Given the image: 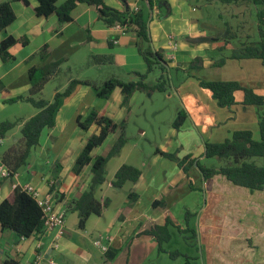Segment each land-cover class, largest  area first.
I'll list each match as a JSON object with an SVG mask.
<instances>
[{"label": "crops", "instance_id": "0c3cea01", "mask_svg": "<svg viewBox=\"0 0 264 264\" xmlns=\"http://www.w3.org/2000/svg\"><path fill=\"white\" fill-rule=\"evenodd\" d=\"M28 1L29 7L12 2L16 19L0 32V48L8 37L27 40L25 45L18 43L10 48V61L4 62L0 54V123H17L1 138L0 145L6 138H14L9 148L16 146L22 140L24 123L38 113L26 101H11L29 94L31 68L61 62L59 72L41 94L48 101L64 92L72 80L91 85H78L70 97L60 99L55 126L43 131L28 163L13 178H0V204L15 190V184L19 188L32 185L42 196L51 194L56 208L66 216L62 233L43 229L20 238L0 224V264H27L39 254L45 264L51 260L56 264H131L133 260L141 264H264V189L252 191L235 185L222 174L205 179L196 166L185 171L178 162L158 152L173 153L180 159L197 156L205 165L209 143H223L237 131H250L255 141L261 140L259 122L264 106L245 104V92L239 90L233 107H221L212 92L201 86L202 80L237 81L264 97V65L259 59L230 57L232 51L249 41L243 42L231 32L226 36L215 24L208 10L217 2L157 0L149 13L150 35L154 47L169 61L172 88L167 92L138 91L128 109L123 107L119 87L109 99L100 98L95 87L111 78L136 80L135 72L147 71L134 28L106 25L96 8L86 3L74 10L73 21L61 24L57 14H36L39 0ZM66 1L57 0L56 5ZM104 1L120 11L148 7V0ZM171 35L177 42L176 50L169 44ZM250 36L245 33L246 40ZM103 56L112 61H95V57ZM157 71L156 81L162 74ZM93 110L117 123L129 116L125 130L128 141L107 163L105 182L95 191L96 199L101 203L108 200V205L80 228L78 212L68 208L89 189L93 172L91 165L80 174H75L73 167L89 138L100 133V127L83 130L78 117L85 120ZM183 110L186 119L175 128ZM122 132L118 129L110 134L93 150V157L107 155ZM9 148L0 152V162ZM259 159L250 161L264 166ZM125 164L138 168L141 177L115 187L116 173ZM167 218L175 227H171L172 240L160 253L157 239L143 233L164 225ZM176 234L186 242L175 249ZM191 237L198 239L200 247L190 242ZM99 241L101 244H96ZM196 248L198 255L194 254ZM171 253L178 256L173 258Z\"/></svg>", "mask_w": 264, "mask_h": 264}, {"label": "trees", "instance_id": "16d2710c", "mask_svg": "<svg viewBox=\"0 0 264 264\" xmlns=\"http://www.w3.org/2000/svg\"><path fill=\"white\" fill-rule=\"evenodd\" d=\"M21 2L29 7L28 0H9L0 3V32L11 25L16 15L12 8V2ZM126 2V0H124ZM207 3L220 2L224 4L250 3L257 8V20L259 41L256 43H244L240 48L232 51L230 57L233 59H259L264 65V0H205ZM86 3L94 6L99 14V18L108 26L121 25L127 30L134 28L137 36V48L143 56L147 71L145 73L135 72L137 79L125 81L119 78H111L101 87H95L98 96L102 99H109L116 88H120L124 96L123 107H127L134 93L140 92H167L172 88L171 70L169 61L166 60L162 51L157 50L152 42L150 35L149 13L158 3L157 0H148V7L137 12L131 10L120 11L110 7L104 0H67L62 6H57V0H39V6L35 8L38 16H50L57 14L60 23L65 24L73 21V12L79 4ZM25 38L16 39L6 38L0 48L1 58L4 62L10 61L13 57L9 52L10 48L18 43L26 44ZM97 63L111 62L110 57H95ZM61 62H55L44 67H33L30 69L31 89L27 96L11 100H19L32 104L38 113L27 120L22 129V140L9 148L2 156L0 166L5 165L12 177L20 168L25 166L35 149L40 144L43 131L46 128L55 126V113L59 107L62 97H70L78 85H91L88 81L72 80L64 92H58L53 101H48L41 96L48 82L59 72ZM160 69L162 74L157 82L151 85L148 82L149 75L155 70ZM203 88L209 89L219 106L231 108L236 104L235 93L239 90L245 92V104L264 106V97L256 94L252 89L243 87L237 81H201ZM129 109V108H128ZM186 111H181L174 123L175 128H180L186 119ZM129 116L117 123L113 119L93 110L89 116L83 120L78 117V123L83 130L88 131L93 125L100 127V133L91 136L77 158L73 172L80 174L83 169L91 165L93 172L92 182L89 189L78 199L70 202L69 211L78 212L80 228H85L87 220L92 215H101L104 207L108 205V200L101 203L95 197L96 189L105 182L106 165L109 160L118 154L128 139L126 127ZM17 125L16 122L5 121L0 126V138H5L9 131ZM261 140L255 141L250 131H237L233 138L223 143H209L206 145L207 158H218L225 161L222 167H206L201 164L199 157L187 156L180 159L176 154L163 153L158 151L166 158L178 162L179 166L185 171L196 166L203 174L205 179H209L217 174L226 176L235 185L243 186L252 191L264 189V166H259L253 158H264V112L260 114ZM122 129V135L115 142L110 152L105 156L93 157V150L105 143L110 134ZM141 171L130 165H122L116 173L113 185L121 188L128 181H137L141 177ZM54 190V185L52 186ZM0 224L3 230H13L20 238H28L44 229L43 212L35 199L21 189H15L9 197L0 204ZM171 227L174 223L167 218L162 226H155L152 230L145 231L143 234L154 236L159 244V252H165L164 245L172 240ZM109 253V251H107ZM116 255L112 256V258ZM177 257L178 253H171ZM190 264V262L188 263Z\"/></svg>", "mask_w": 264, "mask_h": 264}, {"label": "rangeland", "instance_id": "374dc122", "mask_svg": "<svg viewBox=\"0 0 264 264\" xmlns=\"http://www.w3.org/2000/svg\"><path fill=\"white\" fill-rule=\"evenodd\" d=\"M240 7V9L237 10V8ZM215 22L216 25H219L223 28V32L225 35L227 32H231L233 36H237V38L243 42L252 43L253 40H259V34H257V8L253 4L250 3H232V4H224L217 2V5L210 8L208 10ZM243 13L242 15H240ZM234 14H236L234 16ZM232 27V28H230ZM252 34L253 36H250L249 39L246 40L245 33ZM227 34L226 36H228ZM251 40V41H250ZM246 44V43H245ZM159 72L156 70L150 75L149 82L151 84L156 83V76ZM49 92V90H48ZM48 94V93H47ZM44 98V97H43ZM1 125V123H0ZM166 127H162V129H166ZM134 134H138V130H132ZM151 132V131H148ZM21 135V133H20ZM19 135V136H20ZM14 142V138H6V140L3 142L2 145H0V152L9 148V146H12ZM260 161H264V158L259 159ZM203 165V163H201ZM208 167H222L223 161L218 158H208L206 162L204 163ZM258 164H262V162H258ZM204 165V166H205ZM191 235V234H189ZM194 242L196 247H200V244L198 242V239L195 237L190 238V242ZM185 240L182 236L177 235L175 236V239L173 241L174 248H180L185 244ZM197 248L195 249L194 254L198 255L196 252ZM179 261H183L182 258H180ZM131 264H141L138 260H133ZM149 264V263H148Z\"/></svg>", "mask_w": 264, "mask_h": 264}, {"label": "built area", "instance_id": "2783aa9c", "mask_svg": "<svg viewBox=\"0 0 264 264\" xmlns=\"http://www.w3.org/2000/svg\"><path fill=\"white\" fill-rule=\"evenodd\" d=\"M137 12V11H136ZM115 27L118 28H124L121 25H117ZM169 44L171 45V48L173 50H176L177 48V42L175 40L174 36H169ZM2 142V139L0 138V143ZM0 178L2 179H9L13 178L10 174L9 169L5 165L0 166ZM15 189H21L22 191L29 194L33 199L36 200L39 207L42 209L43 212V220H44V229L48 232H52L54 230H59L60 233H62L65 222H66V216L64 212L59 211L54 203V197L51 194H48L46 196H42L40 191H38L35 187L32 185H26L23 187H18L16 184L14 185ZM96 244H101V242H96ZM106 249V248H104ZM27 264H45V259L42 255H37L36 259L32 262H29ZM49 264H56L54 260H51Z\"/></svg>", "mask_w": 264, "mask_h": 264}]
</instances>
